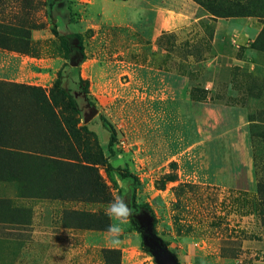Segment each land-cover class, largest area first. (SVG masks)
<instances>
[{
  "label": "rangeland",
  "instance_id": "obj_1",
  "mask_svg": "<svg viewBox=\"0 0 264 264\" xmlns=\"http://www.w3.org/2000/svg\"><path fill=\"white\" fill-rule=\"evenodd\" d=\"M165 1L196 21L154 39L113 25L112 0H0V264H156L131 221L109 242L107 206L134 185L115 187L108 163L137 178L179 264H264V0L246 17L213 14L230 0ZM54 25L80 34L84 59H65Z\"/></svg>",
  "mask_w": 264,
  "mask_h": 264
},
{
  "label": "trees",
  "instance_id": "obj_2",
  "mask_svg": "<svg viewBox=\"0 0 264 264\" xmlns=\"http://www.w3.org/2000/svg\"><path fill=\"white\" fill-rule=\"evenodd\" d=\"M252 0H230L229 4H231V6L227 9L226 13L223 14H228V15H217L215 13H213L211 10H209L210 12H212L215 16L218 17H246V16H253L256 15L254 14V12H247L249 10L248 5L250 4ZM53 34L57 37V39L59 40L60 46L62 48V50L64 51V56L65 59L67 61H72V56H73V51L76 50L79 52V54L81 55V57L84 59V46H83V42L81 39L80 34L76 33L73 35H63L60 34V32L58 31L57 25L53 26L52 29ZM76 39L77 43L76 46H74V44L72 43V39ZM257 50L259 51H264L263 48H257ZM81 83H86L83 80H80ZM87 85V84H86ZM55 88L57 89L58 94H60L65 100H67L68 106L70 108H72L75 112H77L79 110L78 108V103L76 101V99L74 98V96L70 93L69 90H67L63 85H62V81L61 78H59L55 84ZM85 92L88 93V88L85 87ZM104 123H105V127L106 129L110 132V139H109V151L111 155H114L115 152L113 150V147L115 145V142L117 140V135H116V130L114 128V126L109 123L107 120L103 119ZM61 131V129L59 130ZM87 169V173L89 177L94 178L95 183H94V192H99L104 193L106 191V187L103 184V182L101 180H98L99 176L94 172L91 171V169L86 168ZM106 172H107V176L109 181L115 186L118 187V180L121 181H127L129 179L132 180L133 182V192L131 195V208L134 209V213L133 216L131 217V222L135 225V227L138 229V231L140 233H142L143 235V230L140 228L139 222L138 220L135 218L136 214L141 213L142 211H146L148 212L154 219V232H155V228H156V219L154 217V212L153 210L148 206V205H139L136 202V185L138 183L137 178L128 171V169L126 168H122V167H115L112 164L108 163L106 165ZM263 220H264V213L262 216ZM99 223H103L105 222V218H98Z\"/></svg>",
  "mask_w": 264,
  "mask_h": 264
},
{
  "label": "crops",
  "instance_id": "obj_3",
  "mask_svg": "<svg viewBox=\"0 0 264 264\" xmlns=\"http://www.w3.org/2000/svg\"><path fill=\"white\" fill-rule=\"evenodd\" d=\"M103 1L106 13V10H108V7L106 8V4H108L109 2L108 0ZM159 1L160 0H157L155 2L150 0H112V6H117L120 10L121 8L124 10L118 12L116 16L113 15L114 17H110L111 19L109 20H112L110 22L114 23L113 25L117 24V26L119 27L129 28L133 31H137L136 29L138 26H146L147 33L152 34L154 39H156L157 37H161V35L164 34L163 30L166 24V20H169L168 23L172 27H177L180 25L179 21H184L180 18L181 15L188 20V22H186L187 24H193V22H191L193 19H195L196 21V18L194 17V15L196 14V10L195 8H193L192 4H187V7H189V9H193L194 14H184L179 13L175 9H172H179L180 7H175L174 5L167 7V2L165 0H161V2ZM173 3H175L176 6H180L181 4L180 0H173ZM146 18H154L153 25L151 22V26L147 27V24H145ZM174 32H176V30ZM258 55L259 63L255 65H257L264 73V53L260 52L259 54H257V56Z\"/></svg>",
  "mask_w": 264,
  "mask_h": 264
},
{
  "label": "clouds",
  "instance_id": "obj_4",
  "mask_svg": "<svg viewBox=\"0 0 264 264\" xmlns=\"http://www.w3.org/2000/svg\"><path fill=\"white\" fill-rule=\"evenodd\" d=\"M124 196L115 197L107 206L106 215L113 220L110 223L106 232L108 233L109 242L113 245H119L121 243L122 226L128 224L133 216L134 209L129 207V203L126 200L128 196V189L125 187Z\"/></svg>",
  "mask_w": 264,
  "mask_h": 264
},
{
  "label": "water",
  "instance_id": "obj_5",
  "mask_svg": "<svg viewBox=\"0 0 264 264\" xmlns=\"http://www.w3.org/2000/svg\"><path fill=\"white\" fill-rule=\"evenodd\" d=\"M135 218L143 230V242L147 246V250L153 255L156 264H179L175 255L171 254L166 248L160 247L159 240L154 232L153 217L148 212L142 211L136 214Z\"/></svg>",
  "mask_w": 264,
  "mask_h": 264
}]
</instances>
